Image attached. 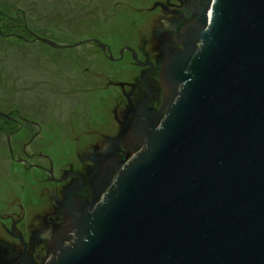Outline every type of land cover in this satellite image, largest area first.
<instances>
[{
    "label": "water",
    "instance_id": "1",
    "mask_svg": "<svg viewBox=\"0 0 264 264\" xmlns=\"http://www.w3.org/2000/svg\"><path fill=\"white\" fill-rule=\"evenodd\" d=\"M207 5L162 66L165 115L101 162L46 264H264V0Z\"/></svg>",
    "mask_w": 264,
    "mask_h": 264
},
{
    "label": "flooded vegetation",
    "instance_id": "2",
    "mask_svg": "<svg viewBox=\"0 0 264 264\" xmlns=\"http://www.w3.org/2000/svg\"><path fill=\"white\" fill-rule=\"evenodd\" d=\"M207 2L208 0L152 1L149 12H153L152 15L156 17L149 35L139 33V44L135 47L121 46L116 56L110 43H103L96 38L81 41L96 48L107 63H121V68L115 74L117 80L109 81L104 91L105 96H111L114 101L112 114L116 131L108 135L103 131H87L78 126L73 128L71 141L62 142L65 146L69 143L76 150L75 157L70 161L52 156L48 151H55L61 144L62 135L57 118L54 117L56 125L50 131L49 124H42L32 117L22 115L17 108L11 106L0 109V121L3 125L1 129L6 132L4 142L9 166H19L21 171L15 173L12 166L8 176H5L7 178H4L9 187H18L19 196L16 193L10 198L0 190V264H46L54 255L55 246L70 242L72 234L66 233L63 228L71 224L73 216H78L77 210L89 209L96 187L103 188L99 200L108 190V183L107 186L104 184L108 178L102 175L101 184L97 183L103 170L104 163L101 162L113 159L127 163L136 153L127 146H133L137 142H129L126 146L124 141L137 121L148 129L150 124L160 122V116L165 115L168 104L164 102L165 88L160 78L162 66L172 52L180 49L176 35H182L187 26L195 21L201 22L204 16H208ZM22 30L26 36L34 37L24 23ZM10 35L0 31L1 37ZM16 38L24 40L19 34ZM81 45L77 43L69 47ZM45 46L52 49L60 47L55 43ZM125 58L130 61L128 69H132V76L122 69L126 65ZM108 73L107 69L106 75L109 77ZM109 87L116 90L110 94ZM85 121L87 122V118L78 110L69 120L75 125ZM97 126L96 122L94 127ZM14 137L22 139L14 141ZM18 177L24 178L27 183ZM27 210L34 213L28 223L24 222Z\"/></svg>",
    "mask_w": 264,
    "mask_h": 264
},
{
    "label": "rangeland",
    "instance_id": "3",
    "mask_svg": "<svg viewBox=\"0 0 264 264\" xmlns=\"http://www.w3.org/2000/svg\"><path fill=\"white\" fill-rule=\"evenodd\" d=\"M152 1L0 0V25L4 27L5 34H11L0 36V109L17 108L22 115L49 124L50 131L56 125L54 117L57 118L61 144L55 151H48L62 160L70 161L75 157L76 150L69 143L67 146L62 143L71 141L73 128L78 126L87 131L93 129L113 134L116 131L112 114L114 101L111 96H105L104 91L109 81L117 80L115 74L121 63H107L96 48L81 41L96 38L110 43L115 56L123 45L137 46L139 33L148 36L152 30L156 17L149 12ZM23 23L33 35L60 47L52 49L34 41L32 36H26L22 30ZM18 34L24 40H18ZM77 43L82 45L69 47ZM127 58L122 69L132 76ZM114 90L109 87L110 94ZM76 110L82 112L87 122L76 125L69 122ZM95 121L97 127H94ZM2 126L0 121V190L11 198L16 193L19 196L20 190L9 187L4 178H7L5 176H8L12 166L15 173L21 171L19 166H9L4 142L6 132L1 129ZM21 139L14 137V141ZM57 140L60 141L59 137ZM33 214V211L27 210L24 222L28 223Z\"/></svg>",
    "mask_w": 264,
    "mask_h": 264
},
{
    "label": "trees",
    "instance_id": "4",
    "mask_svg": "<svg viewBox=\"0 0 264 264\" xmlns=\"http://www.w3.org/2000/svg\"><path fill=\"white\" fill-rule=\"evenodd\" d=\"M1 14H2V13H1ZM1 18H3V17H1ZM3 20H4V18H3ZM6 20H8V19H6ZM8 21H9V20H8ZM8 21H6V22H8ZM3 28H4V27L0 25V31H1L2 33H4Z\"/></svg>",
    "mask_w": 264,
    "mask_h": 264
}]
</instances>
